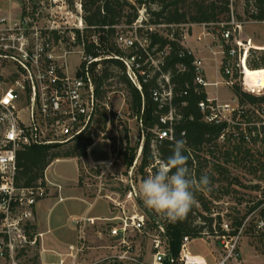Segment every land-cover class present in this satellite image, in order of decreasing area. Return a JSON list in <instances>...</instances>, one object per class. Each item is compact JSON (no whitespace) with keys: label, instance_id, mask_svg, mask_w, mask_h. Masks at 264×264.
<instances>
[{"label":"built area","instance_id":"1","mask_svg":"<svg viewBox=\"0 0 264 264\" xmlns=\"http://www.w3.org/2000/svg\"><path fill=\"white\" fill-rule=\"evenodd\" d=\"M84 6L85 0H0V260L9 258L10 264H22L16 258H21L23 251L34 248L42 240L45 234L34 235L32 229L35 211L39 203L54 195L55 190L58 193L62 190L59 183L47 178V170L44 180L37 185L18 186V152L32 145L71 143L97 122L101 106L109 111L108 95L104 102L99 101L95 85V75L101 72L105 60H119L129 80L140 92L156 78L157 87L152 90L151 98L159 109L167 108V114L160 117L162 127L156 129L152 146L163 140H176L174 126L181 116L174 100L187 93L176 95L170 75L164 72L169 48L159 50L156 46L151 47L148 31L156 28L143 26V12L130 26H114L113 45L125 55L109 52L102 39L106 36L107 27L89 26ZM243 24L233 15L229 25L236 29L222 32L219 41L211 42L207 40L213 34L205 30L203 36L195 39L196 48L187 45L191 38L188 31L182 37L185 50L178 56L189 59L194 70L196 91L206 94L199 103L203 120L221 128L212 153L203 156L209 168L214 164L221 168L248 166L247 156L264 154V102H243L234 93L237 85L250 90L245 80V69L253 47L239 33ZM143 27L145 29L141 33L139 30ZM202 27L207 29L204 25ZM207 43V48L201 46ZM215 43L218 46L211 47ZM203 50H208L212 57L204 56ZM72 58H77V63H72ZM207 61L218 70L220 78L217 80L209 79ZM178 68L184 71L187 65L183 63ZM221 86L228 88L229 97L221 98ZM210 87L217 89L215 94H210ZM250 91L254 92L256 88ZM125 102L126 97L123 96ZM113 113L116 119L121 116L120 110H113ZM143 144L144 138L138 159L127 175L129 199L134 197L138 200L133 169ZM114 155L117 159L118 153ZM79 160L83 164L82 177L97 179L100 183L97 197H102L104 177L115 160L88 165L84 157H79ZM258 163L254 165L258 166ZM198 167L194 160L189 169L190 175L197 180L202 176L197 175ZM213 178L218 180L219 175L213 172ZM104 197L111 199L108 195ZM62 200L60 197L59 201ZM141 206L144 214L114 219L118 223L110 229V236L117 239V252L88 264H242L241 238L253 215L264 208V203L247 215L238 231L234 220L228 217L231 213L228 208L222 212H210L213 218L221 217V231L214 225L215 234L208 237L216 240L220 247V256L214 258L212 253L211 260L191 254L189 237L183 239L180 252L175 255L169 249H163L159 236L153 239L152 258L149 261L142 259L130 240V233L145 230L149 219L147 210ZM85 222L93 224L94 220L80 218L76 223ZM158 228L165 234L159 223ZM253 231L264 235V209L255 220ZM89 249L86 238L80 236L75 244L69 246L68 253L60 256L62 259L58 264H83L80 258Z\"/></svg>","mask_w":264,"mask_h":264},{"label":"trees","instance_id":"2","mask_svg":"<svg viewBox=\"0 0 264 264\" xmlns=\"http://www.w3.org/2000/svg\"><path fill=\"white\" fill-rule=\"evenodd\" d=\"M84 7L86 22L89 26L107 27L106 36L102 39L108 51L122 55H125V52L113 45L112 40L116 31L114 26H130L139 19L140 11H144L143 26L145 28H156L153 31L148 29V37L152 43L151 47L156 46L159 50L168 47L170 50L163 69L166 74L170 75L175 94L187 93L186 96L176 97L174 100V105L181 116L174 126L175 137L176 139L183 138L187 142L184 154L188 157V169L196 160L199 164L197 175H203V169L208 167V164L205 163L202 153L206 150H210L206 153H212V147L217 145V137L221 128L209 125L203 120L204 117L199 109V103L205 99L206 94L204 92L197 93L196 86L193 83L194 70L190 61L187 58L181 59L178 55L185 50L184 45H182V37L186 32L185 28L189 32L193 26L204 25L214 35H221L226 30L233 31L236 29L229 25L232 16H235L233 0H85ZM244 13L245 18L249 21L264 22V0H245ZM235 19L240 23L245 22L240 16H237V18L235 16ZM145 28L143 27L139 31L143 33ZM236 31L238 32V28ZM183 63L187 65V69L181 71L178 66ZM248 67L253 70L264 68V50H251ZM115 78L117 84L121 86L119 90L125 91L127 94L126 100L130 116L136 117L141 122L144 144L134 173L137 172V177L142 175L143 179H147L149 175L155 174L157 165L161 161H166L167 157L172 154L174 142L163 140L157 143L155 147L152 146L156 137V129L162 127L160 117L167 114V108L159 109L151 98L152 90L157 87L156 78L146 84L143 92H140L129 80L123 64L115 59L105 60L101 72L95 75L96 96L99 101L104 102L108 94V87ZM246 84L250 90L254 87L256 91L243 90L241 86L237 85L234 88V93L243 102L251 104L264 102V78H248ZM183 103H186V105L183 106ZM115 118L113 112H109L101 106L97 122L73 142L55 145H32L20 150L17 155V185L20 187L37 185L40 180H44L46 170L57 160L87 157L88 149L97 139V134L93 130L97 128L101 132L105 131L108 124L114 130ZM183 132L185 133L184 136H182ZM128 133L129 129L125 127L124 139L128 138ZM115 144L116 140L114 139L113 145L115 146ZM122 145L123 143H121L120 151ZM138 147L130 162L125 151L122 152L123 154L120 151L118 152V156L123 155L125 164L126 161L129 162L128 167L130 168L137 159ZM258 164L264 170V162ZM209 169L210 174H207V176L210 180H214L213 172H222V168L215 164ZM173 171L175 170L173 169ZM194 196L196 203L187 217L174 222L143 205L142 201L140 202L144 206L143 208L147 210L149 226L159 231V223L163 226L164 231L166 230L163 236L165 235L164 237L167 239V248L175 255L180 252L185 237H189L191 240L197 238L209 239V236L215 234L214 225H216L219 232L221 231V217L213 218L210 215L211 209L207 206L204 194H200L198 188H195ZM263 203L264 201H260L259 205ZM198 205H201L203 209H200ZM246 218L247 216H243L234 219L236 231ZM249 232L250 228L247 227L244 235Z\"/></svg>","mask_w":264,"mask_h":264},{"label":"rangeland","instance_id":"3","mask_svg":"<svg viewBox=\"0 0 264 264\" xmlns=\"http://www.w3.org/2000/svg\"><path fill=\"white\" fill-rule=\"evenodd\" d=\"M233 11L236 18L237 16H240L245 20L244 24L241 25L242 28L239 32L241 33V37L253 40V44L251 45H254V47L251 50L263 51L264 23H254L245 18V0H233ZM142 12L144 13L142 10L140 11V14ZM205 29L202 27V29L195 30L194 32L192 29L189 31L191 36L190 40L194 41H191V44H193L190 46L191 48L197 47V45L195 46V39L198 36H203ZM184 30L187 31V28ZM206 31L212 33L208 28ZM212 36L213 37L208 38L207 42L218 40L221 35L213 34ZM201 46L207 48L209 43L201 44ZM217 46L218 43L211 45L213 48H216ZM198 51L199 48H197V52ZM202 54L204 56L212 57L208 50H203ZM71 61L72 63H77V58H72ZM206 65L207 74L210 80L214 81L220 78L218 70L210 61H207ZM110 84L107 94L109 97V112L120 110L121 116L119 119L115 118L114 130H112L111 125L108 124L105 131L96 132L97 139L88 149L87 156V161L90 163L98 162L105 164V162L108 163L115 160L114 164L110 166V172L104 177L101 193L102 197H97L98 189L100 187L98 180L82 177L83 164L79 158H66L67 160L61 159L60 161L53 162L46 172L48 179L52 182L64 184L66 188H78L83 195L91 199L82 201L71 198L56 204L58 200L52 199L55 196L51 195V199L47 201V204L52 206L50 214L52 233L47 236V240L56 237L59 242L61 240L67 241L73 231V221L71 216L82 215L88 210V208H90V210L93 209L90 212V215L102 211L107 213L109 210V204L111 207L113 206V208H115L114 212L118 217L145 213L144 210H142V204L140 202L142 201L143 205L145 204L139 192V187L145 179H143L142 175L137 177V172L136 174L134 173L135 186L138 191V200L140 201L136 200L134 197L131 199L128 198L129 188L126 183L127 175L132 170L128 167L130 159L134 156L136 148L140 146L143 140L141 122L136 117L130 116L127 100L123 103V96L127 98V94L125 91L119 90L121 86L117 84V79H113ZM216 90L217 89L214 87L208 88V91L212 95L215 94ZM219 92L221 93L222 99L230 96L228 88L223 86L220 87ZM125 127H128L129 129L127 139H124ZM114 139L116 140L115 146L113 145ZM121 143H123V145L122 150L120 151ZM119 151L121 153L123 151L126 152L124 153L127 154L126 156L129 162L126 161L125 164L123 155L117 156V159L116 157L114 158V154ZM205 153L206 151H204L202 155L207 156ZM263 155L264 154L256 153L252 154L251 157L247 156L246 160L249 163L248 166L236 165L230 166V168L223 167L221 169L222 172H217L219 175L218 180H211V184L207 187H199L200 190H198V192L204 194L207 206L212 210L211 212H222L228 208L231 211L228 217H231L234 220L235 218L247 216L251 211L259 207V202L264 201V191H262V186H264V170L261 169L259 165L255 166L254 164L260 161L262 162L264 159ZM86 164L88 165V162H86ZM135 170L136 168L133 169V172ZM209 171L210 169L208 167H204L203 172L205 174H210ZM104 195H108L111 198V201L105 198ZM198 207H200V209L202 208L201 205H198ZM263 209L258 210L257 213L253 215L248 226L250 232L243 235L241 238L240 251L242 254V264H264V235L260 236L253 231L254 222L262 215ZM155 236L161 238L163 249H168L167 239L164 237L165 235L163 236L162 232L152 229L148 222H146L145 230L130 233V240L133 243L134 248L141 258L146 261H149L152 258L153 239ZM188 248L191 254L200 255L210 260L212 258V253L214 254V258L220 256V247L217 241L212 238L192 239L188 244ZM35 253L36 251L31 254L33 255Z\"/></svg>","mask_w":264,"mask_h":264},{"label":"crops","instance_id":"4","mask_svg":"<svg viewBox=\"0 0 264 264\" xmlns=\"http://www.w3.org/2000/svg\"><path fill=\"white\" fill-rule=\"evenodd\" d=\"M256 23V22H254ZM264 23V22H263ZM192 31L202 29V26H193ZM206 30V29H205ZM245 41L253 44L252 39L242 38ZM190 38L187 41V45L190 47L191 44ZM194 42V41H193ZM195 42V46H196ZM254 47V45H251ZM259 48V47H257ZM88 156V155H87ZM86 161L88 160L85 157ZM61 160V159H60ZM59 160V161H60ZM63 160V159H62ZM67 160V159H64ZM69 160V159H68ZM58 161V160H57ZM56 161V162H57ZM88 164H101L98 162ZM107 162H105L106 164ZM79 168V167H78ZM62 186V190L58 193L57 190L54 191V198L58 200V202H62L67 199H78L82 201H87V199H91L83 195L78 188H66L64 184H60ZM63 194V195H62ZM63 198L62 201H59V198ZM51 198H47L37 206L35 211L34 220L32 222V229L35 234L44 233L42 240L39 242L37 246L34 248H28L21 254V258H16V260L22 264H58L62 259L61 255L68 253V248L70 245L75 244L80 236H84L86 238L87 245L90 247L89 250L86 251L85 256L80 258L81 263H91L97 261L99 259H103V257H107L111 254L117 252L118 242L116 238H112L110 236V229L118 223L115 218L118 216L115 214L113 206L109 204L108 212H99L94 215H90V212L93 210L88 208V210L79 216L72 215L71 219L73 221V231L72 235L69 237L67 241L61 240L60 242L55 237L54 239L47 240V236L52 233V226L50 225V214L52 210V206L47 204V201ZM96 199V198H95ZM92 205V204H91ZM80 218H89L93 219L94 223H76ZM110 220V221H106ZM36 251L35 254H31ZM110 253V254H109ZM9 258H3L0 260V264H8ZM210 260V259H209ZM10 264V261H9Z\"/></svg>","mask_w":264,"mask_h":264},{"label":"clouds","instance_id":"5","mask_svg":"<svg viewBox=\"0 0 264 264\" xmlns=\"http://www.w3.org/2000/svg\"><path fill=\"white\" fill-rule=\"evenodd\" d=\"M186 143L183 138L176 139L172 154L139 187L144 204L173 222L185 219L195 205L194 189L211 184L207 175L198 180L190 175L184 154Z\"/></svg>","mask_w":264,"mask_h":264},{"label":"bare ground","instance_id":"6","mask_svg":"<svg viewBox=\"0 0 264 264\" xmlns=\"http://www.w3.org/2000/svg\"><path fill=\"white\" fill-rule=\"evenodd\" d=\"M245 73H246L245 80L248 78H264V68L253 70L246 66Z\"/></svg>","mask_w":264,"mask_h":264},{"label":"water","instance_id":"7","mask_svg":"<svg viewBox=\"0 0 264 264\" xmlns=\"http://www.w3.org/2000/svg\"><path fill=\"white\" fill-rule=\"evenodd\" d=\"M138 159V158H137Z\"/></svg>","mask_w":264,"mask_h":264}]
</instances>
